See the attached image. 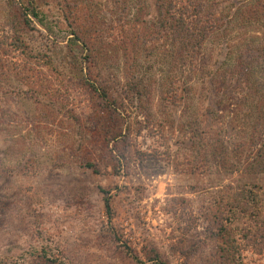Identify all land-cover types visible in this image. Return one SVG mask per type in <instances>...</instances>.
<instances>
[{
  "label": "rangeland",
  "instance_id": "rangeland-1",
  "mask_svg": "<svg viewBox=\"0 0 264 264\" xmlns=\"http://www.w3.org/2000/svg\"><path fill=\"white\" fill-rule=\"evenodd\" d=\"M242 1L202 0L223 33L182 56L159 0H35L25 50L0 0V264H219V233L232 264H264L243 239L264 216V123L223 66L264 32Z\"/></svg>",
  "mask_w": 264,
  "mask_h": 264
},
{
  "label": "trees",
  "instance_id": "trees-1",
  "mask_svg": "<svg viewBox=\"0 0 264 264\" xmlns=\"http://www.w3.org/2000/svg\"><path fill=\"white\" fill-rule=\"evenodd\" d=\"M15 2V13L14 20L16 21V25H13L15 30V35L12 36L11 41L12 45L18 50L22 49L26 46L27 42L24 43L22 39V35L29 32H36L38 30L35 28L34 21H38L43 24L44 14L41 9L40 14V6L35 2V0H13ZM162 2V6H167V11L163 14L161 13V21L159 25L172 36L173 41L180 43L183 46L182 56L184 55V51L186 49H193L192 51H197L200 49L205 41L212 35L220 33L221 23H224L222 17V11H218L217 8L213 6L209 11L203 12V4L202 0H189V3L181 6V9L177 10L173 14L169 12L172 9L173 0H159ZM180 4H183L180 1ZM245 3L244 0L240 2L238 13L237 11L234 13L235 15L240 14V18L244 15L245 18L248 17V21L245 23L246 26L255 24L259 27V30L264 28V0H255L249 6H252L250 9L241 10L240 8H244ZM190 8L193 10L190 12ZM207 8V7H206ZM237 9V8H236ZM241 10V11H240ZM218 11V12H217ZM240 11V13H239ZM234 14L233 17H234ZM208 21V22H207ZM205 22H207L205 24ZM230 20L228 21V23ZM244 24V25H245ZM19 25L17 28L16 26ZM253 45L254 47H250V49L245 50L243 55L238 56L237 58L230 59V63L226 64L229 58L226 59L224 65L229 66L231 71L229 75H235L244 82L246 87L253 94H257L258 97L252 96L253 103L250 105L251 113H256V118L258 120H262L264 123V103H262V99L264 98V77L261 78L262 73L264 72V32L261 36L257 37ZM83 47V46H82ZM46 57V56H45ZM226 58V57H225ZM48 63V59L46 60ZM83 82H86L92 90L99 91L98 88H95L93 84L89 83V79L87 75L83 76ZM128 90H138L139 82H129L127 84ZM138 92V91H136ZM138 95V93H137ZM101 97L105 100L107 99L106 95L103 93ZM260 98V100H258ZM119 136H114V138H118ZM261 152H259V157ZM86 169H92L95 171V168L92 164H86ZM261 171H264V163L261 166ZM101 194L103 195V206L106 210V213L111 215V204L109 193L103 189H101ZM254 202V201H253ZM255 203V202H254ZM254 226L251 229H248L244 232L243 239L247 242V248H251L255 253L264 256V216L259 212L253 210L251 215ZM248 217V218H249ZM218 239H222L224 242L222 243V247H219L220 254L217 256V262L220 264L222 261L223 264H232L235 261V253H238L237 244L235 241L230 240L228 237L221 236L219 233L217 235ZM131 258L136 263H141L137 256H134L127 249ZM221 260V261H220ZM152 261L157 262V264H165L164 262L157 260L156 258Z\"/></svg>",
  "mask_w": 264,
  "mask_h": 264
}]
</instances>
